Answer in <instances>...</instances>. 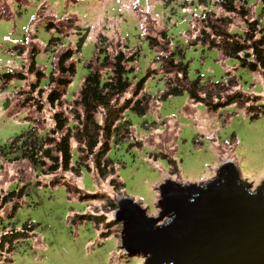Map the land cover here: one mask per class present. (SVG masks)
<instances>
[{
	"label": "rangeland",
	"instance_id": "374dc122",
	"mask_svg": "<svg viewBox=\"0 0 264 264\" xmlns=\"http://www.w3.org/2000/svg\"><path fill=\"white\" fill-rule=\"evenodd\" d=\"M217 1L0 0V89L3 87L0 90V152L7 151L8 143L29 128L42 133L53 126L54 111L45 104L53 87L45 86L46 79L34 93L29 89L36 81L33 75L27 74L21 82L5 84L1 80L8 73L26 74L31 49L38 53L37 67L47 76L63 51L75 52L76 73L72 84L58 89L66 94L67 100L63 97L55 109L68 116L87 74L86 65L101 47L112 52L127 46L126 53L137 52L136 81L153 69L158 70L159 65L154 61L159 48L151 49L148 37L156 38L158 45L165 49L166 57L172 49L181 50V56L176 54V58L188 66L190 81L200 78L206 85L229 79V91L221 97L239 96L235 105L217 112L193 103L187 93L159 102L157 98L165 91L164 80L173 75L163 76L159 70L153 73L142 91L152 98L149 111L143 117L126 113L132 125L129 134L123 143L112 145L108 154L123 185L118 191L109 185L110 177L97 178L90 162H87L90 171L82 169L77 175L58 172L43 176L34 172L26 161L8 160L1 153L0 198L21 189L23 197L9 205L0 203V242L3 238L6 242L0 247V264H144L141 257L124 254L120 249L122 225L113 219L119 198L132 199L146 210L148 217L156 218L158 187L165 180L182 185L204 183L227 161L236 166L241 180L253 189L264 183V74L242 69L237 61L220 57L217 50L198 43L191 45L199 29L196 18L205 11H213ZM246 3L247 19L259 21V27L264 30L261 0H246ZM215 12L231 20L230 33L241 34L246 30L243 20L237 16L224 14L220 9ZM49 23L55 31L45 30ZM77 32L85 36L80 52L74 48ZM162 32L166 40H161ZM53 37L61 39L48 45ZM14 48L23 50L24 55L18 57ZM226 73L230 77L226 78ZM221 92L222 88L212 91L213 94ZM27 98L33 101L24 103ZM36 101L44 105L40 113L33 107ZM256 104L260 107L257 105L254 111L260 114L252 119L256 113L248 105ZM97 120L100 121V116ZM76 147L72 142L73 151ZM163 158L176 162L177 174H172L168 161ZM15 204L18 208L12 215ZM80 216H90L91 220H81ZM166 221L165 218L161 223ZM26 228L31 231H25L24 235ZM16 231L23 238L14 242L11 239L18 236ZM7 248V253L12 250L9 254L4 253Z\"/></svg>",
	"mask_w": 264,
	"mask_h": 264
},
{
	"label": "trees",
	"instance_id": "16d2710c",
	"mask_svg": "<svg viewBox=\"0 0 264 264\" xmlns=\"http://www.w3.org/2000/svg\"><path fill=\"white\" fill-rule=\"evenodd\" d=\"M200 3L205 2L200 1ZM261 3L264 7V0H261ZM213 8V11H205L199 18H196L199 29L195 41L191 45L197 46L198 43L207 49L217 50L220 57L237 61L242 69L251 73L264 74V30L259 27V21L253 18L247 19L246 0H219L213 4ZM215 9H220L224 14L237 16L243 20L246 30L241 34L230 33L228 28L232 24L231 20L227 16L219 17L215 14ZM262 14L264 16V8ZM45 30L47 32L55 31V27L49 23L45 25ZM56 34L58 35L57 32ZM76 35H78V41L76 40L74 48L75 51L80 52L85 36L82 32H77ZM160 38L166 40L167 36L162 32ZM60 39V37H53L48 41V45H53ZM102 40L106 42L104 38ZM146 40L151 49L159 48L154 64L159 65L158 70L164 74L161 73V75H173L164 80L165 91L157 98L159 102L187 93L190 101L202 104L209 112H217L229 105L236 104L237 98L239 99L237 95L228 94L226 97H221L229 91V79L226 82L206 85L201 82L200 78L190 81L188 66L178 62L176 58V54L181 56V50L175 52L172 49L166 57L165 49L158 45L156 38L148 37ZM60 45L64 47L63 43ZM126 51H129L127 46L123 50L119 48L112 52H109L107 47H101L98 55L87 63V74L80 83L77 97L72 102V107L69 110L71 118H69L64 112H57L55 109L61 105L63 97L67 100L66 94L59 92L58 89H65L72 84L76 73L75 52L71 49L63 51L56 58V62L52 63V70L47 76L37 67L38 53L31 49L26 74L20 71L8 73L3 75L1 80L5 84L15 80L21 82L26 80L27 74L33 75L36 81L30 84L29 89L34 93L41 81L46 79L47 85L45 86L53 87L45 101L46 106L54 111L51 115L53 126L42 133L35 128H29L25 133L12 139L8 143V150L1 151L0 154L3 153L2 155L6 156L8 160L26 161L34 172H40L43 176L55 175L58 172L77 175L82 169L90 171L89 163H87L90 162L97 178L105 180L110 177L109 185L113 187L114 191L123 189V185L116 175L115 164L108 158V154L112 145L123 143L129 134L132 125L127 120L126 113L130 112L143 117L149 111L151 97L145 92L142 94V91H144L146 80L158 71L153 69L148 72L145 78L136 81L134 64L138 54L131 51V53H126ZM13 52L18 57L24 55V51L20 48H14ZM227 77H230L229 73H226ZM133 81H135L134 85ZM216 88H222L223 92L213 94L212 91ZM2 89L3 87L0 90ZM41 91L40 87L39 95H41ZM129 93L131 96L127 97ZM28 99H25L24 103L33 101V98ZM257 105L260 107L259 104L248 105L251 111L256 113L252 119L260 114L254 111L258 108ZM33 107H36L37 113L44 109V105L38 101L33 103ZM98 116H100V121L97 120ZM72 142L77 145L75 151L71 148ZM163 159L168 161L172 174H177L176 162L168 158ZM51 185L56 186L57 183H51ZM22 197L23 189L18 192L12 191L2 199L0 198V203L9 205L15 200L19 202ZM17 205L19 206V203ZM18 206L14 205L12 215ZM86 218L91 220L90 216L79 217L81 220ZM25 231L30 232L31 229H24V235H26ZM16 233L18 236L15 235L17 237L11 239L14 242L23 238L21 232L16 231ZM12 241L8 243L10 244ZM5 243L3 238L0 247H3ZM7 250L8 248L4 250V253H7Z\"/></svg>",
	"mask_w": 264,
	"mask_h": 264
},
{
	"label": "water",
	"instance_id": "95a60500",
	"mask_svg": "<svg viewBox=\"0 0 264 264\" xmlns=\"http://www.w3.org/2000/svg\"><path fill=\"white\" fill-rule=\"evenodd\" d=\"M158 192L156 218L118 199L124 254L144 264H264V183L253 189L227 161L204 183L165 180Z\"/></svg>",
	"mask_w": 264,
	"mask_h": 264
}]
</instances>
